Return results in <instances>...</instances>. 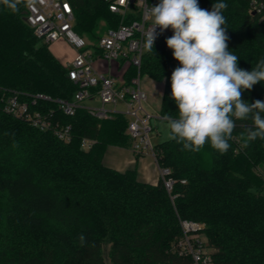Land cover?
Returning <instances> with one entry per match:
<instances>
[{
  "label": "trees",
  "instance_id": "trees-1",
  "mask_svg": "<svg viewBox=\"0 0 264 264\" xmlns=\"http://www.w3.org/2000/svg\"><path fill=\"white\" fill-rule=\"evenodd\" d=\"M69 1L74 29L90 41L120 24L105 0ZM216 2L227 4L228 49L239 68L251 71L264 58V0H198L208 11ZM18 7L12 13L0 3V264H107L105 241L111 264H192L177 247L185 220L205 224L213 264H264V140L245 147L240 139L251 120L236 122L225 154L210 143L198 153L166 139L155 144L159 166L174 179L170 191L162 178L152 184L135 168L107 166L109 146L133 144L124 113L100 119L79 107L66 115L56 102L38 101L33 108L71 125L65 141L6 111L14 94L70 100L78 90L65 63L27 23L25 3ZM172 35L170 28L160 36L139 69L165 82L162 117L177 116L171 75L180 65L166 44ZM137 72L130 65L126 77ZM242 99L264 101V82L244 90ZM84 140L92 144L85 148Z\"/></svg>",
  "mask_w": 264,
  "mask_h": 264
},
{
  "label": "built area",
  "instance_id": "built-area-1",
  "mask_svg": "<svg viewBox=\"0 0 264 264\" xmlns=\"http://www.w3.org/2000/svg\"><path fill=\"white\" fill-rule=\"evenodd\" d=\"M109 9L120 16V24L103 32L95 42L88 40L74 29V12L69 0H34L27 7L26 21L39 40L45 43L63 41L74 50V56L65 63L69 78L78 85L73 99L53 98L44 93L30 95V100H21L17 94L6 101V111L16 117L28 119L41 130H52L60 139H71V125L53 120L52 111L33 108L38 101H54L66 115H73L77 108L84 107L97 118H107L112 112H122L129 118L127 132L133 140L132 149L136 153H148L158 165L160 178L170 191L174 179L168 177L169 168L158 164L150 132L154 129L152 120L162 119L160 112L154 116L145 109L148 93L141 85L140 66L147 52L144 48L145 33L151 26L146 8L156 5L150 0H105ZM261 11L260 8L257 9ZM159 33V28H157ZM159 33L154 45L159 41ZM107 68V73L96 66ZM108 63V64H107ZM136 66L138 72L131 78L126 70ZM98 98L99 107L85 106L86 99ZM122 104L123 110L119 109ZM90 140H84L88 148ZM182 237L177 243L181 254L188 256L192 264H213L211 250L207 247L204 223L182 221Z\"/></svg>",
  "mask_w": 264,
  "mask_h": 264
},
{
  "label": "clouds",
  "instance_id": "clouds-1",
  "mask_svg": "<svg viewBox=\"0 0 264 264\" xmlns=\"http://www.w3.org/2000/svg\"><path fill=\"white\" fill-rule=\"evenodd\" d=\"M22 2L31 7L34 0H0L12 13ZM226 8L227 4L216 2L208 11L198 0H160L146 8L152 21L145 33L147 51H153L159 33L173 30L166 44L180 65L171 75L177 116L165 114L162 119L166 140L181 144L182 151L198 153L210 143L220 154L227 153L237 121L251 120L240 134L245 147L258 138L264 140V101L249 104L242 99L244 90L264 82V58L251 71L238 67L239 57L228 49Z\"/></svg>",
  "mask_w": 264,
  "mask_h": 264
},
{
  "label": "rangeland",
  "instance_id": "rangeland-1",
  "mask_svg": "<svg viewBox=\"0 0 264 264\" xmlns=\"http://www.w3.org/2000/svg\"><path fill=\"white\" fill-rule=\"evenodd\" d=\"M170 29V28H169ZM169 29L164 31V34L169 31ZM86 38V37H85ZM42 42V40H41ZM50 50L63 62H65L67 59H69L72 56L71 50L68 45L64 44L62 41L60 42H51L48 44ZM108 64V63H107ZM175 65V63H173ZM96 66L99 68L100 71L107 73V68L104 66H101V62H96ZM164 81H157L152 79L146 74L141 75V85L148 93V102L147 105H145V109H147L149 112H151L154 116L157 115V113L160 112V101L162 100V89H163ZM83 104L85 106L90 107H99L100 101L98 98L94 99H86L83 101ZM119 109L123 110L122 104H119ZM152 124L154 126V129L150 132L149 136L151 139V142L155 145L163 140H165V122L163 119H156L154 118L152 120ZM107 165V164H106ZM109 243L107 241L103 244L104 249V257L107 264H111L107 252H108Z\"/></svg>",
  "mask_w": 264,
  "mask_h": 264
},
{
  "label": "crops",
  "instance_id": "crops-1",
  "mask_svg": "<svg viewBox=\"0 0 264 264\" xmlns=\"http://www.w3.org/2000/svg\"><path fill=\"white\" fill-rule=\"evenodd\" d=\"M63 43L66 44L65 42ZM69 48L71 50L72 56L64 63L71 60L74 56V50L70 46ZM164 86L165 82L163 84L162 96L164 92ZM103 162L107 164V166L115 168L119 171H124L128 168H135L137 170L139 179L152 184H157L160 179L159 169L155 159L148 153H136L131 147H120L113 145L109 146L106 150Z\"/></svg>",
  "mask_w": 264,
  "mask_h": 264
}]
</instances>
